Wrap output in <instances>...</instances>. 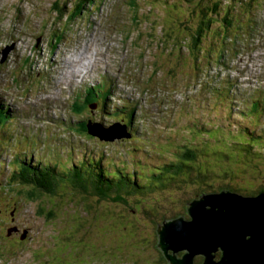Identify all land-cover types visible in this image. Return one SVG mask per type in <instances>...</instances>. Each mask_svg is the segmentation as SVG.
I'll list each match as a JSON object with an SVG mask.
<instances>
[{
    "label": "rangeland",
    "instance_id": "rangeland-1",
    "mask_svg": "<svg viewBox=\"0 0 264 264\" xmlns=\"http://www.w3.org/2000/svg\"><path fill=\"white\" fill-rule=\"evenodd\" d=\"M91 1L93 2L85 4L83 10L75 12L73 7L76 3L73 0H0V50L10 48L6 58L0 59V100L13 102L11 97L2 92L26 103L40 94L32 103H19L16 106L20 121L13 125L15 130L9 129L7 123L0 128V182L8 185L6 176L15 166L17 156L29 158L42 150L40 146L28 142L27 138L22 140L29 125L24 121L33 116L41 122L30 123L33 129L50 130L51 127L44 118L48 116L50 120L51 112L58 116L57 109L39 108L44 104L45 108L49 107L52 103L56 107L62 106L64 99L60 94L65 99L75 100V97L69 98L68 91L73 95L76 85L71 76L63 75L67 72L73 75L75 71L82 69L69 68L65 63L72 62L77 66L75 61L78 53H81L85 57L90 56L89 61L94 60L90 67L97 77L106 75L109 78L115 74L119 79H114V83H125L123 89L128 93L123 99L134 101L136 107L138 105L135 124L142 134H135L134 138L124 142L99 147L106 153L101 168H108L112 172L113 168L120 167L124 172H130V175L136 172L139 177V192L137 188L133 191L135 200L132 195L124 194L125 199L121 196L125 202L119 204L128 203L134 208H148L150 211L136 209L135 216L141 219L151 218L154 214H157V221L161 218H173L184 215L185 202L199 194L214 193L220 189L233 191L232 187L239 186L238 178H252V173L257 172L254 168H257L261 177L258 183H253L254 187L250 186L252 191H257L251 196L264 194V148L255 147L247 152L244 150L245 146L235 145L237 149L234 150L226 143L233 138L249 143L248 137L237 131L244 128L254 131L255 138H261L264 142V100L260 102L263 116L259 115L258 119H254L249 112L254 98H260L255 92L257 88H262L258 83L264 80V0H213L219 3L216 4L219 17L226 13L227 18L237 19V22H230L226 31H213L211 35L207 29H203L199 38L204 40L193 49L192 55L187 54L186 46L179 47L175 42L183 37L185 28L187 35L190 34L187 28L192 29L194 39L199 35L202 30L197 26L202 11L209 6L211 0H163V17L161 12L146 8L143 0ZM198 1L200 2L196 4ZM153 2L155 0H150L148 4ZM172 4L178 7L172 6L170 10ZM136 10L138 12L135 17H141L139 21L137 18L132 19L133 11ZM180 12L188 14V17L184 15L183 20H177L176 16ZM182 22L187 23L181 25ZM101 27H104V32L100 30ZM149 28L154 30L156 39H160L161 33H169L170 36L175 34L178 37H172L174 42L167 51H159L160 55H165L164 61L161 60L162 64L156 57L158 53L155 54V42L146 39L144 32ZM57 31H61V37ZM87 45L97 46V50L90 51L89 47L85 48ZM212 45L213 50H208ZM219 47L220 52L224 50L222 53H219ZM65 51L74 52L67 55ZM55 72L62 73L63 78ZM131 73L148 80L150 84L158 79L164 87L150 89L147 83L141 84L138 79H131L127 75ZM56 78L67 80L70 90L65 83H58ZM228 83L232 90L236 89L227 94L225 89L228 88ZM202 87L204 88L201 89ZM117 96L115 94L114 102L108 104L107 111L118 112L117 109L122 107ZM64 105L55 132L51 131V136L48 132L46 137L44 132H40L41 137L47 140L50 136L54 140L56 136L57 140H65L66 154L72 149L79 152L83 145L95 147L81 137L83 132L80 128L86 126L77 124L81 116L70 108L71 101ZM37 109L43 116L38 114ZM105 112H99L94 118L95 111L94 120L101 121L98 119L99 114ZM116 115L105 113L104 123L111 125L112 123L107 122L115 121ZM68 121L69 128L66 125L60 126ZM73 131L80 138L73 135ZM219 135L222 140L215 143L214 139ZM183 140L189 142L191 149L200 143L204 146L197 158L214 166L220 174L216 176V180L185 181L187 176L192 178L199 160L188 165L181 174L161 176L162 180L151 173L153 169H162L173 162L174 158L171 156L176 153L174 148ZM207 140L211 142V147L202 142ZM233 140L229 145L232 146ZM60 156L63 157V154L59 148L53 149L43 163L61 166L58 161ZM38 161L35 156L33 162ZM5 163H8V168ZM145 167L150 169L147 171ZM202 168L204 172V165ZM222 169L235 177L225 172L222 174ZM78 184L84 189L72 188V192L65 197V205L83 201L90 210L96 211L99 208L107 215H113L118 208L121 209V206H117L118 202L99 200L98 196L91 194L95 188L93 184L81 181ZM9 185L13 188V193L10 187H5L0 192V219L4 217L3 220L7 221H0V264H39L43 256L47 257L52 250H60L59 257L66 259V264H71V252L65 249L72 245L73 264H125L121 261L125 260V253L128 256L137 254V264H166L154 248L155 244L146 245L145 252L139 250L141 246H145L144 241L139 231L133 227L135 221L130 218H106L104 214L87 215L86 212H82L83 218H78L77 213L67 210H63L59 218L50 217L48 213L51 210H46V206L28 202L25 198L26 189L12 183ZM86 188L89 190L84 192ZM17 189L21 194L16 192ZM245 196L249 195L242 193V197H239L245 199ZM130 199L134 200L133 203ZM136 201L145 202L138 205ZM176 206L180 209L173 211ZM58 211L59 208L56 213ZM164 212L168 213L164 215ZM120 213L121 210L116 215ZM78 226L82 227L79 231ZM10 227L13 230L9 232ZM154 229H149L147 236L150 244L155 241ZM24 230H27L28 237L19 241ZM199 259L197 264H203ZM128 264L136 262L130 261Z\"/></svg>",
    "mask_w": 264,
    "mask_h": 264
},
{
    "label": "trees",
    "instance_id": "trees-1",
    "mask_svg": "<svg viewBox=\"0 0 264 264\" xmlns=\"http://www.w3.org/2000/svg\"><path fill=\"white\" fill-rule=\"evenodd\" d=\"M67 1V0H64ZM69 1V0H68ZM150 0H143V5L148 8L147 3ZM88 2L92 3L93 1L91 0H81L80 2H77L76 6L73 7V10L76 11H80L83 10L85 4H87ZM200 1H198L196 4H198ZM211 3L209 4L208 7L204 8V11H202L201 14V19L199 21V26H197V28H199V30H202L199 32V35L196 36V38H193V31L190 28H187V31H190V34H186V28H185V32L183 33V37L179 38L176 40V44L179 45V47H185V50L187 52V54L192 55L194 54V50L196 49V47L198 45H200L204 38H199L202 34H203V29H207L211 35L213 33V31H217L218 33L220 32H224L225 30H223L225 27H228L230 25V22H237V19H232V18H227V14L223 13L222 17H219L220 13L217 10V2L211 0ZM195 4V5H196ZM217 4V5H216ZM197 6V5H196ZM154 10L157 11L156 7L154 6ZM138 11V10H137ZM210 11V12H209ZM219 13V14H218ZM215 14H218L216 17H214ZM186 15L188 17V14H185L184 12H180L179 15L176 16V19L179 20L180 18H182L183 20V16ZM212 16V17H210ZM186 17V18H187ZM185 24V22L180 23ZM150 26H152V24H150ZM218 26V27H217ZM215 27V28H213ZM166 30V29H165ZM153 34H152V33ZM145 35H147V40L149 42H155V49H156V53H158V55L156 56L158 58V60L161 62V64L163 63L161 60L164 61V56L165 55H160L159 51L163 50V51H167V49L170 47V44L174 42V38L172 37H177V35H172L170 36L169 33H161L160 35V39H156V36L154 34V30L149 28L147 31L144 32ZM178 38V37H177ZM208 38V37H206ZM156 40H160V42H156ZM150 44V43H148ZM151 45V44H150ZM214 45H212L210 48H208V50H213ZM218 51L220 52V48H218ZM184 58V57H183ZM185 59V58H184ZM130 69L132 67H129ZM173 72V71H172ZM171 72V75H172ZM145 74V73H144ZM128 76H131V79H138L139 82L141 84L147 83V86L150 87V89H154L157 90V88L159 87H164V85H162L158 79L155 80L154 83L150 84L148 80H143L141 76H137L134 73L131 74H127ZM157 78V77H156ZM264 87V86H263ZM204 87H202L201 89H203ZM228 91H232V89H227ZM226 92V91H225ZM260 104L255 103L251 109H249V111L252 112V115H256L254 117V119H258L259 118V114H261V111L259 109ZM70 108L74 109L77 108L79 109L78 104L76 103V101H72ZM251 115V116H252ZM244 117H247V115H243ZM81 131L83 133H81V135H83L85 137V128H80ZM244 133H249V134H253V132H249L247 130L244 131ZM73 135L78 137V134L76 132H72ZM209 139V138H208ZM85 140H87V142L94 144L95 147H97V151L99 154V157L102 153V149H100V146H106V144L104 143H100L97 141V139H94L93 137H91L89 135V138H86ZM203 143L209 144L210 147L212 146L210 141H202ZM241 144V145H246L250 148H244L245 151L250 152L252 150V148L257 147V145H259V141L258 140H253V142H249V143H242V142H236L234 141V143L232 142V148L234 150L237 149V147L235 146L236 144ZM234 144V145H233ZM240 145V146H241ZM231 146V145H230ZM195 147V148H193ZM191 149V146H189V142L183 140L181 144H179L178 147L174 148L176 153H172V158H174V162L170 163L168 166V169L171 172H180L181 170L185 171L186 168L185 167V163L186 162L188 165L192 164L195 162V160H199L197 158V154L203 150V145L198 144L196 146H193ZM261 148H264V146H261ZM70 156H74V153L68 152V154H66V157H70ZM21 159V158H19ZM101 159V158H100ZM200 163L199 165H197L195 167V173L192 176V178H190L189 176H187V180L190 181H209L212 182L214 180L217 179L216 176H220L219 172H216L214 166L210 165V164H206V161H204L203 159L199 160ZM202 165H204V172H203V168ZM254 168V167H253ZM257 172H253L252 173V178L251 179H239L238 177V181H237V185H239L234 189L233 191L237 192V193H244L247 195H252L255 194L257 191H252V189L250 188V186H253L254 182H257L259 180V178L261 177L260 172L257 170V168H254ZM93 171H100L98 173V177L96 182H94L95 184V188H93L94 191L91 192V194H94L96 196H98L97 198L99 200H110L112 202H118L117 206H121V209L118 208L117 211L121 210V213L116 215H107V213H103L99 208L96 211H92L90 210L82 201L81 203H73V202H69L72 203V205H65L63 198H65L70 192H72V189L75 186L80 187L81 189H84L83 186L78 184V181L81 182H85V183H89L92 184V182L90 181L92 178V172ZM160 174L162 173L161 171H159ZM227 173L226 170L221 171V173ZM228 174V173H227ZM229 175V174H228ZM229 176H234V175H229ZM235 177V176H234ZM132 178L134 179V181L132 180ZM11 180H13V183L22 185L23 187L28 188L29 190L27 191V198L29 199V201L33 202L34 204H42L44 206H46V210H51L48 215L50 217H56L58 216V218L61 216V212L63 210H67L70 213H77L78 218L82 217L83 218V214L82 212H86L87 215L88 214H92V213H100V214H104L103 216H105L106 218L108 217H127L130 218L131 220L135 221L133 224V227L135 230H138L139 233L142 236V240L144 241V245L145 246H141V248L139 249L140 251H146V245L149 246H153L154 242L152 241V243L150 244V242L148 243V241L150 239H148V234H149V229H151L152 227L155 228V223L157 222V219H155L157 214H154V216H151V218L148 217H144L143 219H141L138 216H135V211L137 210H141L142 208L150 211L148 208L146 207H142L141 209H139V207H133L128 203H124L119 204V203H123L125 201H122L123 198L121 195L124 196V194H128V195H132L134 198V189L137 188V191L139 192V185L137 184V176L136 175H131L127 177V179H123V178H118L116 177V175L114 174V172L109 171L106 168H101L100 167V161L99 159L97 161H95V159L93 157H88L86 161H82L79 164L75 161L74 158L70 159L69 161L66 162V164L62 167L55 165L54 168H47L46 166H31L26 162L20 161L19 165L15 168L13 175L11 176ZM242 181H245L242 182ZM258 183V182H257ZM82 185H84L82 183ZM104 187V189H102ZM114 187V188H113ZM87 190V188L84 190V192ZM89 190V189H88ZM221 190V189H220ZM231 191V190H229ZM112 193H114V195H112ZM202 195V194H200ZM125 199V196H124ZM143 199V198H142ZM126 200H129V198H126ZM131 202L133 203V201L130 199ZM28 201V202H29ZM61 202V203H60ZM139 205V203H144V202H139L136 201ZM59 208V211L56 213V209ZM156 208V207H155ZM180 207L176 206V208L173 211H177L179 210ZM152 210H154V206L152 207ZM157 211V209H156ZM41 213V212H40ZM138 213V212H137ZM166 215L168 212H164ZM56 225V223H55ZM55 227V226H54ZM82 227L78 226L77 227V231H79ZM147 240V243H146ZM67 243L66 241H62ZM72 246L67 247L65 250L67 252H71L69 254V257L71 259V264L72 261L74 260L72 258L73 256V252H72ZM6 250H8L6 248ZM6 250H5V254H6ZM61 251L60 250H52V252L44 258L43 256V260L39 263V264H66L64 261L66 259L60 258L59 257V253ZM126 256L125 260L121 259L120 257H118L119 259H121V261L125 262V264H128V262L130 261H135L136 264L138 262L136 257H139L137 254H130L131 256H128L127 253L124 254ZM161 257V256H160ZM160 260V259H159ZM161 261V260H160ZM108 262V260H107ZM108 264V263H106ZM163 264V263H162Z\"/></svg>",
    "mask_w": 264,
    "mask_h": 264
},
{
    "label": "water",
    "instance_id": "water-1",
    "mask_svg": "<svg viewBox=\"0 0 264 264\" xmlns=\"http://www.w3.org/2000/svg\"><path fill=\"white\" fill-rule=\"evenodd\" d=\"M9 50L1 51V59ZM93 132L104 139L124 133L117 125L94 126ZM239 196L228 190L196 196L185 203V215L158 224L154 248L162 260L166 264H197L198 258L203 264H264V194Z\"/></svg>",
    "mask_w": 264,
    "mask_h": 264
},
{
    "label": "clouds",
    "instance_id": "clouds-1",
    "mask_svg": "<svg viewBox=\"0 0 264 264\" xmlns=\"http://www.w3.org/2000/svg\"><path fill=\"white\" fill-rule=\"evenodd\" d=\"M73 2H75L77 4V2H80L81 3V0H73ZM74 6H76V5H74ZM156 9H157L158 12H161L162 17H163L164 9L161 6V4L159 3V1L156 4ZM137 12H138L137 10L136 11H133L132 19L135 20V18H137V20L139 21L141 17H139V16L138 17H135V16H137ZM22 14H23V11H22ZM19 18H20V16H19ZM128 21L129 20H127V22ZM127 22H126V24L128 25ZM127 25H126V27H127ZM104 27H106V26H104ZM104 27H101L100 28V30L103 31V32H104V30L102 28H104ZM57 32L60 34V37H61V31H57ZM114 35H113V40H114ZM60 37H56V38H60ZM104 38H105V34H104ZM103 44H104V42H103ZM86 47H89L90 48V51L97 50V46L90 47V46L87 45V46H85V48ZM85 48L83 50H85ZM2 50H0V51H2ZM83 50H80V51H83ZM61 51H63V50H61ZM61 51H60V55H61ZM73 52L72 53H67V51H65V53L67 55H72ZM61 57H62V55H61ZM0 59H1V53H0ZM102 59L104 61V56H103ZM51 60H56V59H51ZM49 61H48V65H49ZM56 61H59V60H56ZM105 62H107V61H105ZM121 62H122V60H121ZM55 73H57V72H55ZM55 73H53V75ZM57 74H61V77H62V73L59 72ZM123 75H125V74H123ZM70 76H71L72 82L76 85V91H75V93L73 95H71L69 93V91H68V95H69V98L75 97V100L65 99L64 98V95L63 94H60L63 97V99H64L62 106L55 107V105L52 103V105H50L49 107H46L45 108V104H44L39 109H41V108L44 109V110L45 109H48V110H50V109H57V114H58V111L61 112L62 109H64V106H65L64 104H66V103L67 104H70V101L71 102L72 101H76V103L78 104L80 110H78L77 108H74V109L71 108V109L73 111L77 112L81 116V120L77 124L85 125L86 126L85 127V129H86L85 130V137L83 135L81 136L84 139L89 138V135H90L94 139L101 140V141H110L111 140V139H104V138L96 135L93 132L94 126H100V127L103 128V126L107 125V124L104 123V122H106L104 120L105 113H116L117 114L115 116L116 117L115 121H113V122H107V123H112L111 125H113V126L114 125H117L119 128H121L124 131V133L119 138H117V140H119L120 142H124V141L130 140L131 138H134L135 134H142V132L140 131V128H138L136 126V124H135V118H134L135 111H134V108L136 106L134 104V101L132 102V101H129V99H126V100L123 99L124 97H126V93H128V91H126L125 89H123L125 83L124 84L123 83H114V79H119L118 77L113 78V79H108V81H106L105 79H103L104 76L97 77V75H95V73H94V70L91 67L87 66V65H85L79 72L73 73V75H70ZM56 79H57L58 83L59 82H62L63 84L65 83V85L67 87V85H68L67 81H62L61 78L60 79L59 78H56ZM121 79H122V77H121ZM230 86L231 85L228 83V87H230ZM68 90H69V88H68ZM44 91H46V90H44ZM78 92H80L79 95H78ZM2 94L5 95V96L11 97V100L13 102L11 103V102H6V101L0 100V128L3 127V126H5V124L7 123V126H8L9 129L10 128H13V130H15L16 127H14L13 125H15L17 122L20 121L19 115H18L17 110H16V106L19 103H21V104H30L40 94L38 96H36V98L33 101H31L30 103H26L24 101H21V100H19L17 98L12 97L11 95H7V94L3 93V92H2ZM115 94L118 95L117 96V100L122 102V107L117 109L118 112H115L113 110L107 111L108 110V108H107L108 104L114 102L113 97L115 96ZM221 95H223V94L221 93ZM7 104L10 105V107L12 109ZM39 109H37L38 114H40L39 113ZM54 111H56V110H54ZM95 111H96V114H95L94 118L97 117V115H98L99 112L106 111L105 113H100L99 114L98 119H100L101 121H99V120L98 121H95L94 120L93 114H94ZM40 115H42V114H40ZM44 119H47L46 122H47V124L50 125V127H51L50 130H47V131H39V130L33 129L30 126V123H40L41 124V122L39 120H37L35 117H33V116L31 118L26 119L24 121V123H28L29 125H27V129H26V132L27 133H25L23 135L22 140L25 139V138H27L29 140L28 142L40 146L42 150L40 152H38V153H35V154L30 155L29 158L23 157V158L19 159L18 156H17V158L15 159L16 160L15 166L11 169V171H9L8 175L6 176L8 178V182H6V184L8 183V185H3L0 182V192H1V190L3 188L10 187L9 184L12 183V185H15L17 187H21V188L26 189L25 198L29 201V199L27 198V191L29 189L26 188V187H23L22 185H19V183L18 184L13 183V180H11V176L13 175V172H14L15 168L19 165V162L20 161L26 162V163H28L31 166L40 165V166H43V167L46 166L47 168H54V166H52L51 164H48V163L45 164V163H43L44 160L47 158V155L53 149L56 150L57 148H59L60 152L63 154V157L60 156L59 159H58V161L62 164V167L66 164L67 161H69L72 158H74L75 161L79 164L82 161H86L88 157L89 158L90 157H93L95 159V161H97L99 159L100 166H101L102 161L105 159L104 158L105 155L102 152L101 155H100V157H99L98 151L94 147H88L86 145H83L82 149L79 152H76L75 149H72V150L69 151L70 152V155H71V153H74V156L66 157L65 140H57L56 136H55V139L54 140H51L50 139L51 131H54L55 132V129L58 126L57 125V121H60V118H58L57 115H55L54 113L52 114V112H51L50 120H48L49 119L48 116L45 117ZM29 120H31V121H29ZM11 121H13V122H11ZM69 123H70L69 121L68 122H64L60 126H65L66 125L65 127L66 128H69ZM74 124H76V123H74ZM111 125H109V126H111ZM72 126H70V129H71ZM219 129H221V128L219 127ZM245 130L249 131L248 128L237 129V131H240V133H244ZM222 131H224V130H222ZM40 132H44L43 134H44L45 137L48 136V132H50L49 139L46 140L44 137L42 138ZM249 132H253V134H249V133H246L245 134L244 133V135H246L248 137L249 142H253V140H258L259 141V145H257V147L261 148L260 145L261 146H264V142L261 140V138H255V132L254 131H249ZM55 134L56 133H54V135ZM222 135H224V134H222ZM220 136L221 135L217 136L214 140H216ZM78 137L80 138V136H78ZM233 139H230V142H231V140H233L232 141L233 143H234V141L239 142L235 138H233ZM241 142L243 143V141H241ZM235 144L236 145H241V144H238V143H235ZM244 144H246V143H244ZM241 146H245V148L248 147L246 145H241ZM68 147H70V144H69ZM35 156H37V158L39 159V161L37 163H34L33 162V158ZM5 164H6V167L8 168V163H5ZM168 167L169 166L163 167L162 169H159L162 172L160 175H158V177L160 178V180H162L161 176H170V177H173L175 175H178V174H181L182 172H184L183 170H181L180 172H176V173L174 172V174H173V172L170 171V170H172V168L166 170ZM118 168L112 169V172H114V174L116 175V177L123 178V179H127L128 176L131 177L130 172H124V170H122L120 167H118ZM146 169L148 171V169H150V168H146ZM154 171H156V170H154ZM99 172L100 171H93L92 172V178H91L90 181L92 182V184L94 186H95L94 182H96ZM151 173L153 174L155 172L152 171ZM134 175H136V172H134ZM137 178L139 180V177L138 176H137ZM132 180L134 181L133 178H132ZM10 188H11L12 193H13V188L12 187H10ZM73 188L76 189L77 186H75ZM70 189H72V188H70ZM87 189H89V188H87ZM102 189H104V187ZM16 192L18 194H21V192L18 189L16 190ZM197 196H199V195H197ZM194 198H192V199H194ZM63 199H65V198H63ZM192 199H189L185 203L189 202ZM184 215H185V213H184ZM176 217H178V216H176ZM176 217H173V218H176ZM3 218L4 217H2L0 219V221L7 222V221H4ZM173 218H167V219L166 218H161L159 221H157V223H155L154 234H155V230H156L158 224H161V222L164 221V220L168 221L169 219H173ZM22 237H23V239H26L28 237V233L23 232L19 236V241H22L23 240V239H21ZM5 245H6V243H5Z\"/></svg>",
    "mask_w": 264,
    "mask_h": 264
},
{
    "label": "bare ground",
    "instance_id": "bare-ground-1",
    "mask_svg": "<svg viewBox=\"0 0 264 264\" xmlns=\"http://www.w3.org/2000/svg\"><path fill=\"white\" fill-rule=\"evenodd\" d=\"M84 54V53H83ZM90 57V56H89ZM89 57H85V56H83L81 53H78V56H77V59H76V61H75V64L77 63V66H74L73 64L74 63H72V62H68V61H65V63L68 65V66H70L69 68H83L85 65H87V66H93V62H94V60H92V61H89L88 60V58ZM68 68V69H69ZM67 71V70H66ZM76 72H78V71H75V73ZM46 73V72H45ZM65 74V73H64ZM64 77H70V72H67L65 75H63ZM260 77H261V75H260ZM63 78V77H62ZM71 78V77H70ZM260 79V78H259ZM64 80V79H63ZM65 81H67V80H65ZM70 84V83H69ZM258 85H260V86H264V80L263 81H261L260 83H258ZM68 86V85H67ZM70 90V89H69ZM28 108V107H27ZM27 108H25V109H27ZM19 229V228H18ZM10 230H13V228L12 227H10V229L8 230L9 232H10ZM24 232H26L27 233V230H24ZM200 260V259H199ZM201 261V260H200Z\"/></svg>",
    "mask_w": 264,
    "mask_h": 264
}]
</instances>
